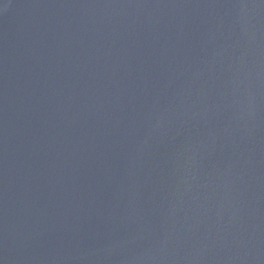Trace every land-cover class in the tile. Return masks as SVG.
I'll use <instances>...</instances> for the list:
<instances>
[{"label": "water", "instance_id": "95a60500", "mask_svg": "<svg viewBox=\"0 0 264 264\" xmlns=\"http://www.w3.org/2000/svg\"><path fill=\"white\" fill-rule=\"evenodd\" d=\"M0 264H264V0H0Z\"/></svg>", "mask_w": 264, "mask_h": 264}]
</instances>
